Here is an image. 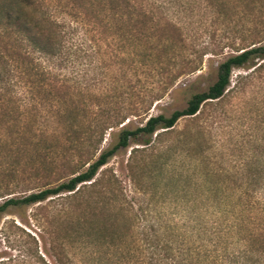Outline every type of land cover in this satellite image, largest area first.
<instances>
[{"label":"trees","instance_id":"1","mask_svg":"<svg viewBox=\"0 0 264 264\" xmlns=\"http://www.w3.org/2000/svg\"><path fill=\"white\" fill-rule=\"evenodd\" d=\"M190 1L211 13L202 41L200 32L185 36L171 20L180 0H0V216L45 202L57 206L52 228L39 226L48 234V246L40 236L44 256L34 237L11 238L2 227L8 252H0V264H264V143L255 153L234 144L240 154L225 158L201 125L163 144L180 119H193L229 92L234 70L263 68L264 0ZM227 8H240L238 18ZM183 11L198 18L193 24L207 22L193 8ZM238 21L252 24L247 34L232 26ZM216 23L239 33L240 42L219 63L215 82L168 117L150 116L133 130L122 126L116 144L97 157L106 131L126 117L79 111L45 90L47 76L73 72L78 54H93L86 47L93 26L113 28L123 44L144 43L139 70L167 75V89L199 71L206 55L218 54L229 37L217 36ZM39 106L52 111L43 121ZM141 109L133 108L136 115ZM79 115L91 120L80 125ZM130 141L143 148L128 157V196L105 166ZM60 160L70 169L67 179L25 193L28 181L50 176ZM148 191L160 201L153 203Z\"/></svg>","mask_w":264,"mask_h":264},{"label":"rangeland","instance_id":"2","mask_svg":"<svg viewBox=\"0 0 264 264\" xmlns=\"http://www.w3.org/2000/svg\"><path fill=\"white\" fill-rule=\"evenodd\" d=\"M189 1L180 0L183 3L182 7L177 1L169 10V16L172 21L177 24L180 22L183 25L185 36L200 32L202 34L200 41H202L205 38L204 32L209 29V22L205 18L207 15L209 17L211 13H205L200 7L198 8L196 1ZM186 8H190V10L193 8V15L200 12L203 14V21L207 22L203 25L193 24L192 22L198 18L193 17L191 20L190 11H186V13L183 11ZM239 11H241L240 8L235 12L231 8L226 10L227 13L234 14L233 18L235 19L238 18L239 13L237 12ZM242 11L245 13L244 9ZM244 22L246 23V18ZM233 25L236 31L244 30L247 34L252 24L242 25L241 21H238L232 22ZM214 26L211 29L216 30L217 36L221 34L224 37H229L227 41H221L217 46L218 54L206 55L199 71L179 77L175 84L167 89H165L167 75L159 76L155 72L146 73L139 70L140 57L137 54L141 51L144 43L137 45L133 40H128L123 44L122 41L111 35L113 28L105 32L101 26H93L91 27L93 32L88 36L89 39L86 43V47L91 48L90 52L94 51L93 54L83 58L81 54H78L82 59L78 58L74 66L76 69L73 72L70 70L61 73L57 71L47 76L45 90L79 111L88 109L89 112H97L102 108L106 111L117 112L119 114L117 120L126 117L118 127L106 131L103 142L94 156L97 157L100 150L109 149L116 144L117 135L122 126L125 129L133 130L143 125L150 116L168 117L172 112L185 108L193 94L207 90L215 82L219 63L233 53V46L239 45L240 37L236 35L239 33L234 34V30L230 31L225 25L216 23ZM125 51L129 54H125ZM48 64L50 67H54L55 63ZM252 69L234 70L230 86L227 89L229 92L220 101L201 106L200 112L193 119H180L174 126L173 134L168 135L163 144L174 141L180 132L202 125L208 129L210 132L208 137L212 138L225 158L234 151L233 154L239 153V149L233 147L235 145L241 146L242 150H249L250 153L263 151V146L258 147V145L264 143V66L254 72ZM32 95L35 96L37 93L33 92ZM134 107L142 108L138 115L134 113ZM38 109V117L42 121L45 115L48 117L50 115L47 114L52 112L47 106H39ZM93 116L92 114L91 117L94 118ZM91 117L84 118L79 115L78 123L85 126ZM49 120L51 121L50 118ZM133 148H143V146L130 141L129 147L120 149L105 166L118 177L128 196L131 195L129 194L127 161ZM137 154L140 156L141 153ZM60 161L52 167L50 176H39L37 180L28 181L26 183L28 191L25 193L37 191L44 184L54 185L58 180L67 179L70 169L65 166V161ZM150 185L153 187L154 183ZM150 196L151 192L148 191L147 198H152L153 203L160 201L158 195ZM56 208L54 203L45 202L40 206L34 205L19 210H10L7 214L0 216V228H7L11 238L21 241L30 242L29 236L34 237L38 243V252L43 255L40 236L44 237L47 246L49 241L48 234L46 231H42L39 226L43 225L47 231L52 228V225L50 226L48 223H50ZM0 252H8L6 244L2 241L1 232ZM45 259L47 260L46 257Z\"/></svg>","mask_w":264,"mask_h":264}]
</instances>
